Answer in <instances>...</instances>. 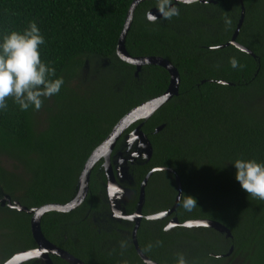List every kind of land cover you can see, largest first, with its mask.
<instances>
[{"label": "trees", "instance_id": "obj_1", "mask_svg": "<svg viewBox=\"0 0 264 264\" xmlns=\"http://www.w3.org/2000/svg\"><path fill=\"white\" fill-rule=\"evenodd\" d=\"M132 1L0 0V42L8 32H23L35 22L45 40L39 48L42 62L56 69L51 79L64 80L58 94L42 98L39 111L34 106L22 111L11 98L7 110L0 109V199L8 194L28 208L69 202L87 159L118 121L167 90L166 68L147 64L136 75V66L116 54ZM215 1L178 4V17L152 23L147 13L157 0H144L126 36L132 56L166 58L180 73L178 94L142 127L153 145L151 159L129 162L134 181L127 185L134 191L153 168L167 167L180 175L183 195L196 200L191 211L180 203L164 219H142L140 247L158 264H177V253L188 264H264V200L241 188L234 165L237 159L264 163V0ZM242 4L237 42L255 56L234 44L221 47L238 27ZM225 17L231 25H225ZM233 58L243 67L232 68ZM138 123L124 132L113 155L132 153L135 145L129 146L126 135ZM102 164L92 171L84 202L69 212L45 213L42 231L86 264H146L132 240L134 223L112 216ZM176 196L175 174L154 172L144 215L171 208ZM135 209L132 196L126 211ZM174 216L180 223L218 221L232 237L205 226L166 229ZM30 220L29 213L0 202V264L36 247ZM51 258L54 264H70L57 255Z\"/></svg>", "mask_w": 264, "mask_h": 264}, {"label": "water", "instance_id": "obj_2", "mask_svg": "<svg viewBox=\"0 0 264 264\" xmlns=\"http://www.w3.org/2000/svg\"><path fill=\"white\" fill-rule=\"evenodd\" d=\"M143 1L144 0L132 1L127 13L123 30L118 40L116 54L123 61H126L136 66V75L141 70L142 66L147 64L160 65L166 68L170 73V84L167 90L163 94L156 96L136 106L118 121V123L113 127L111 133L107 136V138L98 147L94 149V151L87 159L78 181L77 193L73 197V199L70 200L69 202L64 204L48 203L39 207L28 208L27 206L22 205L16 200L12 201L10 195L8 194L4 195V197L0 200L1 204L5 205V203L7 202L9 207L17 209L19 211L27 212L31 215V220H30L31 232L37 245L34 248L25 249L16 252L3 264H22L24 262L34 259L41 261V264H54L51 258L52 255H57L63 258L64 260H66L67 262H69L70 264H86L83 260L77 258L68 251L64 250L63 248L57 246L56 244L48 240L42 231L41 220L43 215L49 211L69 212L79 207L84 202V200L88 195L92 171L96 166V164L100 161H103L102 166L106 174V179H107L106 189L108 194V201L112 211V216L130 220L131 222L134 223V227L132 231V240L138 254L146 264H158L157 262L150 259L142 251L138 241V229L144 217L143 207L146 199L145 197L146 186L149 182L150 177L156 171L167 170L175 174L177 196L174 204L172 205L171 208L167 210L147 216L149 219H164L170 216L174 211H176L178 206L180 205V201L177 198L180 194H183L182 180L180 175L172 168H167V167L153 168L145 176V178L143 179L140 185V196L136 210L132 213H127L126 204L131 199L134 193V190L130 186H128V185H132L134 181L133 176L130 172L129 162L130 164H133L135 161H137L138 158H144L146 162H148L151 159L153 154V145L148 135L143 131L142 127L145 123V120L149 119L158 109H160L165 103H167L173 96L178 94L179 85H180V73L178 69L166 58L159 56L138 57V56H132L128 52L125 44L126 36L132 24L135 10L139 5V3ZM200 1L216 2L215 0H200ZM149 12L157 16V19L161 18V14L159 13L156 7H152L148 11V13ZM244 12H245L244 6L242 4V16L238 24V27L231 41H229L224 45H221V47L229 44H234L238 48L255 56V54L251 50H249L246 46L237 42V36L239 34L241 25L244 20V14H245ZM222 82L225 83L224 81ZM136 123H138L136 127L129 134L126 135L127 143L129 144L130 147H133L135 145V149L132 151V153L129 156H123V153L120 151H118L115 155H113L114 149L121 136L131 125ZM163 127L164 124L158 126L156 128V132L160 131ZM178 225H183L187 227H195V226L211 227L222 233H226L227 237H232V233L229 228H227L224 224L218 221H214L210 219H191L184 223H180L177 216H174L166 225V229H171ZM232 250L233 247L231 248V251Z\"/></svg>", "mask_w": 264, "mask_h": 264}, {"label": "clouds", "instance_id": "obj_3", "mask_svg": "<svg viewBox=\"0 0 264 264\" xmlns=\"http://www.w3.org/2000/svg\"><path fill=\"white\" fill-rule=\"evenodd\" d=\"M200 0H157L156 8L161 17L171 20L180 15L178 4L193 5ZM149 22L155 23L157 16L147 14ZM225 25H231V20L225 17ZM45 40L35 22L19 31H10L0 42V109L7 110L6 101L11 98L22 111L34 106L39 111L43 106L42 98H50L60 92L64 80L55 76L56 69L42 62L40 45ZM232 68H242L233 58ZM236 180L241 188L253 198L264 200V163L256 160L237 159L234 162ZM185 210L191 211L197 206L195 198L180 194L178 198ZM157 241V244H161ZM120 247L126 248V242L121 241ZM152 245H148L150 250ZM177 264H188L182 253H177Z\"/></svg>", "mask_w": 264, "mask_h": 264}, {"label": "flooded vegetation", "instance_id": "obj_4", "mask_svg": "<svg viewBox=\"0 0 264 264\" xmlns=\"http://www.w3.org/2000/svg\"><path fill=\"white\" fill-rule=\"evenodd\" d=\"M133 198L136 200V208H137V203H138V200H139V196H140V188L136 191H134V193H133ZM145 197H146V195H145ZM1 200V199H0ZM136 210V209H135ZM148 215H144V217H146V218H148L147 217ZM143 217V218H144Z\"/></svg>", "mask_w": 264, "mask_h": 264}, {"label": "rangeland", "instance_id": "obj_5", "mask_svg": "<svg viewBox=\"0 0 264 264\" xmlns=\"http://www.w3.org/2000/svg\"><path fill=\"white\" fill-rule=\"evenodd\" d=\"M2 164L7 167L8 169H10L11 164L9 163V161L5 158H1Z\"/></svg>", "mask_w": 264, "mask_h": 264}]
</instances>
